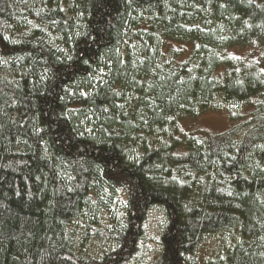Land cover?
I'll use <instances>...</instances> for the list:
<instances>
[{"label":"trees","instance_id":"16d2710c","mask_svg":"<svg viewBox=\"0 0 264 264\" xmlns=\"http://www.w3.org/2000/svg\"><path fill=\"white\" fill-rule=\"evenodd\" d=\"M153 205L147 264H264V0H0V264H124Z\"/></svg>","mask_w":264,"mask_h":264},{"label":"rangeland","instance_id":"374dc122","mask_svg":"<svg viewBox=\"0 0 264 264\" xmlns=\"http://www.w3.org/2000/svg\"><path fill=\"white\" fill-rule=\"evenodd\" d=\"M235 52L240 53L241 49H236ZM104 73V66L97 67L94 75L89 76L91 82H96ZM88 87L78 83L69 87L71 93L78 91L84 93ZM227 107L235 110L239 107L238 102H226ZM227 111L224 107L209 110L202 115L191 119H185L183 126L185 129L199 130L202 132H214L226 127L229 123ZM95 213L89 222L82 221L79 224L78 231L85 236L83 243L89 237L88 224L104 225L109 228L117 225L124 214L126 208V196L120 189L112 188L108 184H99L95 190L94 206ZM94 221V222H93ZM164 225V214L160 207L153 205L150 207L145 220V237L139 241L138 250L124 264H147L160 250V233ZM85 233H84V232ZM78 232V233H80ZM108 239L103 240L102 245H106ZM82 243V245H83ZM90 251L99 252L95 242H90Z\"/></svg>","mask_w":264,"mask_h":264}]
</instances>
